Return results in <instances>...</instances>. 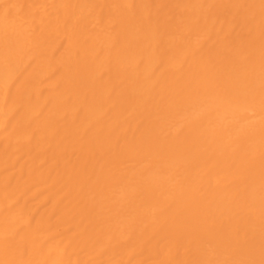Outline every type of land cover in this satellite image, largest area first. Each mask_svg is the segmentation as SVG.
<instances>
[{"label": "bare ground", "instance_id": "obj_1", "mask_svg": "<svg viewBox=\"0 0 264 264\" xmlns=\"http://www.w3.org/2000/svg\"><path fill=\"white\" fill-rule=\"evenodd\" d=\"M0 264H264V0H0Z\"/></svg>", "mask_w": 264, "mask_h": 264}]
</instances>
